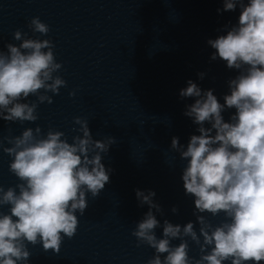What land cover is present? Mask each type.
Segmentation results:
<instances>
[{
    "label": "clouds",
    "instance_id": "clouds-1",
    "mask_svg": "<svg viewBox=\"0 0 264 264\" xmlns=\"http://www.w3.org/2000/svg\"><path fill=\"white\" fill-rule=\"evenodd\" d=\"M237 6L238 23L225 26L226 35L207 41L215 50L210 59L219 58L239 73L228 81L224 103L214 90H202L192 80L179 92L181 98H195L184 115L199 126V135H191L186 148L178 137L171 141V149L187 162L183 188L194 197L196 221L181 226L165 219L161 225L156 214L163 215V209L154 200L155 191L135 190L139 205H147L148 211L131 234L137 246L155 250L147 264L264 262V0H223V11ZM27 27L34 36L50 31L38 16ZM13 39L20 43L0 50V120L34 123L39 104L53 103L48 93L58 95L67 81L58 75L63 65L56 61L51 39L33 38L20 29ZM204 75L198 73L200 79ZM226 109H235L229 122L222 115ZM73 119L80 134L71 143L51 127L46 134L36 126L18 136H0V150L11 158L9 171L19 180L6 190L0 185V209L9 206L8 212L0 210V264H28V244L59 254L64 238L77 232V213L86 211L87 194L99 197L110 182L112 169L102 163V154L115 138L96 140L87 119ZM205 213L224 218L214 225ZM160 227L162 238L155 231ZM189 239L198 246L199 258L189 256Z\"/></svg>",
    "mask_w": 264,
    "mask_h": 264
},
{
    "label": "water",
    "instance_id": "water-1",
    "mask_svg": "<svg viewBox=\"0 0 264 264\" xmlns=\"http://www.w3.org/2000/svg\"><path fill=\"white\" fill-rule=\"evenodd\" d=\"M72 91L62 87L58 95L49 92L53 103L39 104V119L34 123L0 120V136H18L24 129L36 126L46 134L51 127L64 132L71 143L72 137L80 134L74 131L79 125L73 118L81 117L89 121L94 139L111 136L116 141L106 154H102V163L112 169L110 182L99 197L87 194L86 211L83 215L77 213L76 234L71 239L64 238L59 254L43 251L40 244H28L31 252L28 264H147L155 250L146 244L137 246V239L131 234L148 211L147 205H139L135 190L155 191L154 200L163 209V215L156 214L161 225L165 219L181 226L195 222L194 197L185 195L182 181L187 162L171 149V141L178 137L179 143L186 148L191 135H199V126L193 121L132 109L76 91L75 96H70ZM4 146L10 145L5 142ZM10 161L11 158L0 150V185L5 190L19 183L9 171ZM174 206L178 208L177 213L171 211ZM8 208L0 210L8 212ZM204 215L214 225L224 218L223 214ZM195 226L198 231L199 225ZM155 231L157 237L162 238V227ZM179 242L172 241L174 245ZM188 243L189 256L199 258L198 246L190 239Z\"/></svg>",
    "mask_w": 264,
    "mask_h": 264
}]
</instances>
